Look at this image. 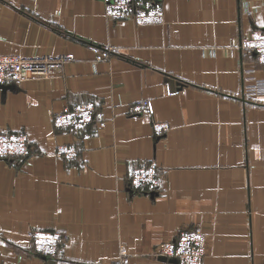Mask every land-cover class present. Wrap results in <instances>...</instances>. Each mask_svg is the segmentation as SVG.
<instances>
[{"label":"crops","instance_id":"crops-1","mask_svg":"<svg viewBox=\"0 0 264 264\" xmlns=\"http://www.w3.org/2000/svg\"><path fill=\"white\" fill-rule=\"evenodd\" d=\"M160 2L163 22L136 24L108 18L100 0H0V54H72L0 87V129L30 142L27 157L0 158V264H115L121 251L174 264L154 249L185 227L206 235L202 264H264V95L241 93L244 70L264 79V63L238 45L264 28V0ZM139 99L150 114H127ZM87 101V138L54 128L55 112ZM58 143H75L77 158L56 156ZM148 161L158 187L136 192L128 172ZM33 227L64 235L54 256L34 249Z\"/></svg>","mask_w":264,"mask_h":264},{"label":"built area","instance_id":"built-area-1","mask_svg":"<svg viewBox=\"0 0 264 264\" xmlns=\"http://www.w3.org/2000/svg\"><path fill=\"white\" fill-rule=\"evenodd\" d=\"M104 4L105 15L114 20L132 19L136 24H156L163 22V7L160 0H100ZM239 47L255 54L257 60L264 63V28L252 30L244 36ZM97 60L107 58L114 51L111 47L95 48ZM72 59V54H40L25 56L20 53L0 54V84H18L22 80L44 77L58 71L61 65ZM242 96L264 95V79L256 76L253 69L243 72ZM168 92L173 87H168ZM151 106L148 99H139L126 107V113L132 116L150 114ZM94 117V104L81 102L67 107L52 115V124L56 129L67 130L75 139L89 136V125ZM153 131L162 135L168 126L163 121L152 123ZM30 142L23 130L0 129V158L12 159L27 157L30 154ZM54 154L66 160L78 156L75 143H58ZM160 177L159 168L152 161L143 162L130 168L127 181L131 189L141 193H153ZM27 237L34 249L43 255L54 256L64 235L56 230L30 228ZM206 235L197 227L180 229L172 240L159 243L154 255L176 260L175 264H202L205 255ZM87 264H104L99 261ZM115 264H134L121 251Z\"/></svg>","mask_w":264,"mask_h":264},{"label":"water","instance_id":"water-1","mask_svg":"<svg viewBox=\"0 0 264 264\" xmlns=\"http://www.w3.org/2000/svg\"><path fill=\"white\" fill-rule=\"evenodd\" d=\"M0 87H1V88H5V89H7V88H14L15 85H14V84H8V85L0 84ZM159 258H162V259H168V260L172 261L174 264L176 263V260H175V259H172V258H166V257H164V256H161V257H159Z\"/></svg>","mask_w":264,"mask_h":264}]
</instances>
